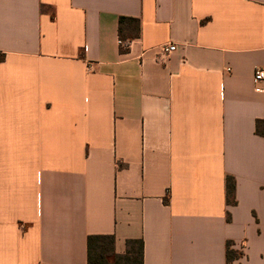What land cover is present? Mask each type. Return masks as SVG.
<instances>
[{
  "label": "crops",
  "instance_id": "0c3cea01",
  "mask_svg": "<svg viewBox=\"0 0 264 264\" xmlns=\"http://www.w3.org/2000/svg\"><path fill=\"white\" fill-rule=\"evenodd\" d=\"M257 69L264 0H0V264H264Z\"/></svg>",
  "mask_w": 264,
  "mask_h": 264
},
{
  "label": "trees",
  "instance_id": "16d2710c",
  "mask_svg": "<svg viewBox=\"0 0 264 264\" xmlns=\"http://www.w3.org/2000/svg\"><path fill=\"white\" fill-rule=\"evenodd\" d=\"M127 27H126V26ZM140 20L135 18L122 17L119 23V35L122 40H132L127 37L125 30L134 35L139 31ZM127 50L122 49V52ZM235 182L229 178L227 181V200L229 204H235L234 200ZM114 236L95 235L88 238V264H143V243L139 242L140 249L136 250L132 246L133 241L128 242V253L125 256H114ZM243 252L234 249V243L228 242L226 249L227 264H240ZM110 258H113L110 261Z\"/></svg>",
  "mask_w": 264,
  "mask_h": 264
},
{
  "label": "built area",
  "instance_id": "2783aa9c",
  "mask_svg": "<svg viewBox=\"0 0 264 264\" xmlns=\"http://www.w3.org/2000/svg\"><path fill=\"white\" fill-rule=\"evenodd\" d=\"M131 43H132L131 40H122V39L119 40V44L121 48L124 50H127L130 47ZM175 50H176L175 45H168L166 47H163V52L166 55H169ZM253 86H254V90L257 93H264V70L263 69H257L255 71L254 77H253Z\"/></svg>",
  "mask_w": 264,
  "mask_h": 264
}]
</instances>
